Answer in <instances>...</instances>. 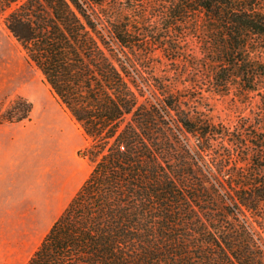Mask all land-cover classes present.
<instances>
[{"label":"trees","instance_id":"obj_1","mask_svg":"<svg viewBox=\"0 0 264 264\" xmlns=\"http://www.w3.org/2000/svg\"><path fill=\"white\" fill-rule=\"evenodd\" d=\"M0 15L94 163L26 264H264V0H0ZM234 89L260 107L214 122L208 94ZM33 110L16 96L0 123Z\"/></svg>","mask_w":264,"mask_h":264},{"label":"rangeland","instance_id":"obj_2","mask_svg":"<svg viewBox=\"0 0 264 264\" xmlns=\"http://www.w3.org/2000/svg\"><path fill=\"white\" fill-rule=\"evenodd\" d=\"M155 62L158 76L175 75L179 69L178 64H172L161 53H157ZM177 87L183 89L181 84ZM16 96L31 101L34 110L31 121L0 123V151L2 146H9L16 152L10 161L19 165V174L0 177V264L29 261L94 167L85 155L91 140L57 100L43 74L7 28L5 17L0 15V114ZM207 102L211 119L228 125L236 124L240 117L251 116L260 107L258 96L244 95L237 89L208 94ZM79 163L86 169L84 180L77 179L76 188L60 202L57 214L43 222L41 200L53 194L71 173L75 176ZM0 164L3 165L1 152Z\"/></svg>","mask_w":264,"mask_h":264},{"label":"crops","instance_id":"obj_3","mask_svg":"<svg viewBox=\"0 0 264 264\" xmlns=\"http://www.w3.org/2000/svg\"><path fill=\"white\" fill-rule=\"evenodd\" d=\"M0 152L1 159L3 160V165L0 164V177H5L10 173L19 174V165L17 162L10 161V158H14L16 156V152L11 150V148L6 145L1 147ZM65 169L68 171V165ZM85 172V166L82 165V163H79L75 176H72L71 173V175L67 177L66 180L60 184V186L59 184L57 185V189L53 194L48 195L41 200L42 203L39 205V208L42 210L41 214L44 217L43 222H49L51 217L57 214L60 202L63 200L65 201L68 198V194L72 188H76L75 184L78 178L84 180L86 176Z\"/></svg>","mask_w":264,"mask_h":264}]
</instances>
